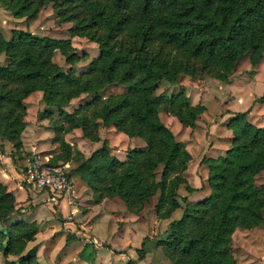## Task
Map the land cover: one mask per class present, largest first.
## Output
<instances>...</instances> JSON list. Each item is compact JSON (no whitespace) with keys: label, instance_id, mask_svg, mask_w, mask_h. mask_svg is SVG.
<instances>
[{"label":"trees","instance_id":"obj_1","mask_svg":"<svg viewBox=\"0 0 264 264\" xmlns=\"http://www.w3.org/2000/svg\"><path fill=\"white\" fill-rule=\"evenodd\" d=\"M50 3L59 22H71L70 36L96 42L99 55L76 74L52 61L56 50L69 64L79 60L70 38L14 29L6 39L0 33V55L7 58L0 64V137L19 146L23 100L41 91L45 106L56 107L59 117L52 125L65 155H51L53 164L67 162L71 154V145L61 136L64 124L80 128L93 142L99 140L100 121L141 138L145 146L128 149L124 159L110 153L107 139L89 157L76 150L79 163L69 174L85 182L95 203L116 196L137 214L158 193V216L167 218L182 208L180 218L169 222L155 242L170 264H237L230 250L232 233L263 221L264 185L257 186L254 177L264 172V127L248 121L247 111L228 120L231 146L224 155L204 158L210 193L191 203L178 192L181 185L188 194L196 190L183 174L191 156L159 112L192 128L206 107L192 104L183 88L162 96L156 87L161 81L173 84L182 75L204 72L225 81L245 56L255 68L264 57V0H0L12 16L26 19L36 18ZM113 83L125 91L101 97L100 90ZM82 93L94 96L73 112L66 111L64 106ZM256 101L264 106V93ZM17 210L14 195L0 182V222ZM37 230L35 221H16L0 231L2 254L17 256L4 264H37V248L25 251ZM145 240L135 248L137 259L126 264L144 258Z\"/></svg>","mask_w":264,"mask_h":264},{"label":"rangeland","instance_id":"obj_2","mask_svg":"<svg viewBox=\"0 0 264 264\" xmlns=\"http://www.w3.org/2000/svg\"><path fill=\"white\" fill-rule=\"evenodd\" d=\"M70 26L71 22H59L53 12L51 3L42 7L37 17L34 19L14 17L8 10L0 6V33L6 39H10L12 30L14 29L27 30L38 36L70 38L71 45L76 49L79 60L75 61L73 64H69L65 61L64 56L56 50L52 57V61L64 71L73 70L76 74H80L86 71L89 62L99 55V47L96 42L90 41L86 37L70 36L68 32ZM6 62V56L1 54L0 64H5ZM254 72V67L251 66L248 57L245 56L239 60L236 68L225 81L215 78L210 73L204 72L197 77L182 75L179 81L173 84L161 81L156 87V94L162 96H169L183 88L184 92L190 97L192 104L200 103L204 104L206 107V110L199 115L195 126L192 128L183 126L179 123L177 118L171 114L163 111L159 112L160 120L173 132L177 140L183 142L186 149V145H188L190 156L191 154L194 156V160L187 163L186 170L183 174L186 179H189L187 181H190L192 185L200 186L197 188L199 190H203L204 187L207 188L208 186L207 176L204 174L206 167L202 166L203 164L207 166L204 158L209 155H224L225 151L231 146L232 132L227 128V122L235 113L247 111L246 119L248 121L256 126L264 127V108L260 107L261 104L256 101V99L264 93V65L261 64L256 76L253 75ZM124 91L125 87H123V85L113 83L107 84L100 90L99 95L105 98L108 95H114ZM93 96L94 94L82 93L78 97L71 99L68 104L64 106V109L68 112H73L80 105L91 100ZM41 97L42 92L35 91L23 100L25 107V113L22 117L24 126L18 136V139H20L18 147L14 146L12 142L0 137V154H5V156L9 157L8 159L13 165H20L19 163H21L24 155L29 156L32 152L37 151L41 154L52 155L54 159L65 155L63 147L55 140L56 133L52 125V120H58L59 118L57 108L45 106ZM44 111H47L45 112L47 113L45 116L42 115ZM98 135L99 140L93 142L83 135L80 128H69L68 125L64 124V131L61 133V136L71 145V154L67 161L71 170H74L79 163L78 156L75 153L76 150H79L85 157H89L94 150L102 146L104 139H107L109 142L110 153L119 159L125 158L128 149H139L145 146V144H142L144 141L141 138L129 137L122 132H117L113 126H105L101 121L98 127ZM212 143L219 144L222 151L219 150L215 153H207L206 148L212 146ZM5 145H7V147H5ZM0 166H2V164H0ZM160 173L161 165L156 169L157 180L160 177ZM11 178H13L15 182L19 181L22 186L27 188L31 195L26 199L28 203L21 204L17 212H21V209L33 207L32 203L36 200V197H34L35 195L32 196V192L36 191L27 186L26 183H22L20 178H17L16 175L13 174ZM74 178L77 185L78 198L73 199L71 205L78 204L79 210H76L75 214H73L71 208H68V211L64 212L65 216L62 218V214L59 212L58 207L60 199L58 201L56 200L57 203H54L55 199H53L54 201H51L53 203V212L57 215L59 221L72 222L75 229L76 225H80L79 222L75 221L76 219H87V223L93 224L94 228L97 230V237H110L116 232L117 223L114 222V220L119 221V226L122 227L124 223L130 224V221L127 219H145L146 222L148 221V226L143 221L140 225L143 226V232L146 230L145 233L147 234L144 249L149 252L151 248H157L155 242L161 236L165 228H167L169 222L180 218L183 212L182 208H177L167 218L158 216L155 210L158 197V193H156L144 203L140 212L134 214V216L131 214L129 218H123L121 215H123L124 211H127V209H124L125 206H123L124 204L122 201L104 198L103 200L105 203L102 204L100 207L101 209L95 208L90 189L86 187L85 182L76 174H74ZM254 181L257 186L261 187L264 185V172L257 174L254 177ZM178 192L183 196H187V198L189 196L184 189V185L180 186ZM39 193L37 192V194ZM201 195L202 194H198L197 197H201ZM47 199L43 200V203L50 204ZM62 201L67 202L66 199ZM106 201L108 202L107 205ZM198 201L189 202L195 203ZM51 207L52 206H49V208ZM89 208L93 209L92 213L84 217L83 215L86 214ZM103 209H106L104 213L102 212ZM117 211H119V214ZM153 219L158 220L154 222ZM7 223L8 222L2 223L1 221L0 229L5 230V225ZM68 235L69 238L75 236L73 233H68ZM115 235L117 236V234ZM141 235L142 233L138 235L137 231L128 230L119 237L120 244H136V246H139ZM81 237L83 239H88L86 235ZM42 242L45 243L44 246L48 249L50 241ZM98 243L106 247L105 244H107V240L105 239L102 243L98 240ZM87 245L85 250L87 257L85 261L90 260L97 247L95 243H88ZM127 245L124 246L126 247L125 250L129 248ZM230 250L237 264H264V215L263 221L252 228H236L231 235ZM133 255L134 254H132V256ZM43 258L45 259V256L42 253L40 255V261H44ZM165 258L168 259L167 257Z\"/></svg>","mask_w":264,"mask_h":264},{"label":"crops","instance_id":"obj_3","mask_svg":"<svg viewBox=\"0 0 264 264\" xmlns=\"http://www.w3.org/2000/svg\"><path fill=\"white\" fill-rule=\"evenodd\" d=\"M261 64L264 65V57L255 66L254 68L255 72L253 74L254 76L257 75ZM260 107L264 108L262 104L260 105ZM142 144L144 145L145 143L143 142ZM5 147H7V145H5ZM186 147L189 151L188 145H186ZM219 150L222 151L220 145L217 143H214V144L212 143V146L206 148L207 153H215ZM220 155L222 154L209 155L207 157L216 158ZM191 156L192 158L190 161L192 162L194 160V156L192 154ZM0 158H1L0 164H2V166H0V182H2L6 186L7 190L14 195L15 208H19L21 204L28 203L26 199L28 198V196H31V195L29 194V191L27 190V188L22 186L19 181L15 182V180L11 178L13 174L16 175L17 178H20L19 177L20 174H19V170L17 166L13 165L9 161L8 159L9 157L5 156V154H2V155L0 154ZM202 166L206 167V171H204V174L207 176L208 168L204 164ZM202 166H201V170H202ZM189 182L190 181H188V183ZM189 185L196 189L194 192H192V194H188L189 201L201 200L202 198H205L206 196H208L210 192V189L208 186L207 188L204 187L203 190H199L197 188H199L200 186L192 185L191 182L189 183ZM86 187L88 188L87 185ZM40 193L37 194V191L32 192L33 194L32 196L35 195L34 197H36L35 201H33L32 199L33 207L31 208L29 207L27 209H21V212H17V211L13 212L6 220L2 221V223L8 222L5 225V228L16 221H24L27 223H31L35 221L37 223V228H38L37 233L35 234L34 239L32 241H29L26 244L25 251L35 246L37 248L36 249V262L38 264H126L128 260L130 259H137L135 248H140L141 242L143 238L146 237V234H147L145 233L146 230L145 232H143V226H141L140 224L143 221L148 226V221L146 222L145 219H141V218L140 219H127L128 221H130V224L124 223L123 226L120 227L118 223L119 221L114 220V222L117 223L116 232H114L110 237H103V236L97 237V230L94 228L93 224L87 223V219H76L75 221L80 223V225H76V229L74 228L75 226L70 221H64V222L59 221L57 219V215L53 212V205H52L53 203L49 199H47V194L45 192H40ZM198 194H202L201 195L202 198L197 197ZM46 199L47 201L50 202L51 205L48 203H43V200H46ZM106 199L120 200V198L116 196L108 197ZM104 203H105L104 200L100 203L94 202V207L100 208L102 204ZM107 204L108 202L106 201V205ZM77 205L78 204L71 205L66 201H60L58 204V207H59V212L62 214V218L65 216L64 212L68 211V208H71L72 210L71 212L75 214L76 210H79ZM49 206H52V207L49 208ZM124 209H126V207H124ZM92 210H93L92 208H89L86 214L83 216L84 217L89 216V214L92 213ZM104 211H106V209H103L102 212L104 213ZM117 212L119 214V211ZM131 214L134 216V213L127 210V211H124L121 217L129 218ZM109 220H113V219H109ZM157 220L158 219H153L154 222H156ZM128 230L135 231V232L137 231L138 235L142 233L140 237L141 240H140L139 246H136V244L135 245L120 244L119 237H121V235L126 233ZM0 231H3V229H0ZM68 233H71V234L73 233L75 236L70 237L71 240L67 242L66 237L69 236ZM115 234H117V236ZM85 235L86 237H88V239H83L81 237ZM105 239L107 240V244L110 247H104L102 246V244L98 243V240L102 243L105 241ZM48 240L50 241V245H49V248L46 249L44 246L45 243H43L42 241H48ZM88 243L90 244L95 243L96 244L95 246L97 247L96 249L94 248L95 249V251L93 250L94 255L90 258V260L85 261V258L87 257L85 254V250L88 246L87 245ZM125 245L129 247L127 250H125L126 248L124 247ZM156 249L151 248L149 252L146 251L144 258L139 261V264H170V261L165 258L161 250V247L160 248L157 247ZM80 252L83 254V256L82 255L80 256L81 254ZM42 253L45 256V259L43 258L44 261H40V255ZM132 254L134 255L132 256ZM0 257H1L0 264H4L6 259L15 260L17 258V256L15 255H8L5 257L1 251H0Z\"/></svg>","mask_w":264,"mask_h":264},{"label":"built area","instance_id":"obj_4","mask_svg":"<svg viewBox=\"0 0 264 264\" xmlns=\"http://www.w3.org/2000/svg\"><path fill=\"white\" fill-rule=\"evenodd\" d=\"M51 155L32 152L24 155L16 165L20 180L37 192H45L50 201L66 199L69 204L78 198L75 178L71 176L68 162H50ZM57 200V201H56Z\"/></svg>","mask_w":264,"mask_h":264}]
</instances>
